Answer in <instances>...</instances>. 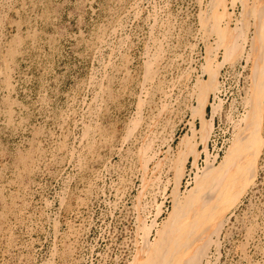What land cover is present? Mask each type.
I'll use <instances>...</instances> for the list:
<instances>
[{"label":"rangeland","instance_id":"374dc122","mask_svg":"<svg viewBox=\"0 0 264 264\" xmlns=\"http://www.w3.org/2000/svg\"><path fill=\"white\" fill-rule=\"evenodd\" d=\"M263 24L264 0H0V264H264V130L219 238L179 239L243 137Z\"/></svg>","mask_w":264,"mask_h":264},{"label":"bare ground","instance_id":"6f19581e","mask_svg":"<svg viewBox=\"0 0 264 264\" xmlns=\"http://www.w3.org/2000/svg\"><path fill=\"white\" fill-rule=\"evenodd\" d=\"M217 29H218L217 33L219 34L221 32H224V29H221L220 26ZM261 29L262 30L256 36L257 42H255L254 45H256L258 51L262 54V59L260 60V62H254L252 60L250 53L252 52L254 45L246 55L247 62L255 64L257 70L255 73L253 72L252 74L251 77L252 84L250 86L248 100L246 101V104L249 105V110H247L249 112L248 115L246 116V127L243 132L244 134H242L243 135L242 137L240 136V133H237V139L235 140V143H233L235 147L234 151L228 156L224 164L225 166L223 168H220L216 173L211 174V169H208L210 165H208V168H206L205 171L203 172V180H201V183H199L198 186V191H199L198 207L203 205L204 208L203 211L206 214H201L200 216H197V218H195V215L193 213L194 221L197 222L188 229H187L188 225L185 226V229H183V231H181L179 235V239H185V240L190 239L189 241L190 245L193 241H194L193 243L194 245L196 242H197L196 245H199V241L201 243V240L204 236H208L212 233H215L217 238H219L220 233L225 225L224 214L234 209L233 204L234 202H236L238 197V192H237L238 188H240L241 183L244 180L249 181L250 176L254 172L253 149L255 146L258 145V142L261 139L259 138V135H261V132L264 130L263 129L264 127H262V124H264V119H263L264 117L262 116L263 97L261 94L262 86H264V24L261 26ZM219 39H221L220 42L222 44L221 43L220 44L223 47L228 42H230L227 41L228 38L226 34H223V36L220 37ZM238 47L240 48V46ZM241 47L242 49L238 48V50L236 51L234 55V59L238 56H242L243 49L245 48L242 45ZM214 64H215L214 59L209 60L207 67H205V70L211 73L212 80L213 79L215 80L217 76V72L212 71V67L214 66ZM204 85L205 83L202 82V86L204 89H202L203 94L200 95V99H201L200 107L204 106V103L206 102L207 92H206V87ZM216 86L217 85H215V87ZM220 107L221 105L217 108L220 109ZM202 127H203V132H202L203 139L205 140L204 143H205V147L207 148V142H208L207 135L211 132V129L213 127V120L203 123ZM227 173H229V175L226 176ZM230 176L238 177V183L233 186L232 191L229 190V185H228L229 184L228 180L232 178ZM211 177H214V181H215L214 187L208 184V180ZM189 220L187 221L188 223L190 222ZM186 223L184 225H186ZM207 224L210 225L209 229L205 228ZM204 228L207 231L203 232ZM201 233L202 235H200ZM207 241L208 239L204 242L205 244L201 246V250H199V252L205 249ZM216 244H219L218 240L216 241ZM196 249L194 248V250ZM183 261H184L182 262L183 264H200L201 262L200 258L196 257V255L194 253L192 254L191 252L188 254L187 259H183ZM163 262L164 264H176V263H180V260L176 259V256H173L171 258L167 257V259L164 260Z\"/></svg>","mask_w":264,"mask_h":264},{"label":"built area","instance_id":"2783aa9c","mask_svg":"<svg viewBox=\"0 0 264 264\" xmlns=\"http://www.w3.org/2000/svg\"><path fill=\"white\" fill-rule=\"evenodd\" d=\"M216 124H217V127H216ZM221 125V121H220V118L217 119L215 121V125H214V130H213V135H212V138L209 142V146H208V151L210 152V147L213 149V151L215 150V147H216V128L218 129V127H220ZM229 139L224 140L222 143H221V149L220 151H218L215 155H213V153L211 154L212 156V159L216 158V163H218V161L220 160V158L222 157L221 156V151L222 149H224L225 147H227L228 143H229Z\"/></svg>","mask_w":264,"mask_h":264},{"label":"crops","instance_id":"0c3cea01","mask_svg":"<svg viewBox=\"0 0 264 264\" xmlns=\"http://www.w3.org/2000/svg\"><path fill=\"white\" fill-rule=\"evenodd\" d=\"M206 114H207V109H206Z\"/></svg>","mask_w":264,"mask_h":264}]
</instances>
